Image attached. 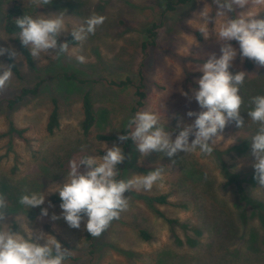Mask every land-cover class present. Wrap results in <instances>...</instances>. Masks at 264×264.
Returning a JSON list of instances; mask_svg holds the SVG:
<instances>
[{
    "label": "rangeland",
    "instance_id": "1",
    "mask_svg": "<svg viewBox=\"0 0 264 264\" xmlns=\"http://www.w3.org/2000/svg\"><path fill=\"white\" fill-rule=\"evenodd\" d=\"M12 1L20 5L23 15L64 13L66 29L59 37L61 43L93 13L106 17L82 46L76 41L59 58L54 53L42 54L33 58L34 69L26 65L21 55L18 61L13 59L18 75L13 73L6 89L0 92V193L8 202L5 222L13 231L23 232L28 227L54 236L72 252V259L65 264H264V227L258 215L239 208L242 205L234 185L225 184L214 156L202 155L199 149L180 152L173 158L158 152L142 156L134 144L128 158L117 165L118 179L147 174L161 166L163 179L150 191L134 189L125 193L129 198L127 210L99 237L87 238L86 217L80 229L70 228L62 216L51 219L53 214L60 216L62 212L55 190L65 182L69 162L83 155L102 156L113 144L121 147V143L97 142L93 137L100 133L118 135L135 115L131 112L136 102L134 87L118 89L106 81L129 78L138 84L141 79L146 99L138 111L157 112L161 123L173 130V139L185 125L194 122L195 117L187 113L201 111L193 98V91L198 89L196 81L202 76L197 69L209 54L215 53L217 58L221 55L215 36L217 26L210 23L212 34L205 38L199 31L202 20L197 17L204 7L212 9L210 15L214 17V0H189L176 5L173 11L165 10V4L177 0H51L42 7L33 0H0V47L19 53L18 35L8 36L2 29L3 14ZM239 11L229 15L235 16ZM248 11H260L255 18L264 19V8ZM152 25H157L156 35L149 39L147 30ZM230 43L238 54L229 71L249 74L240 95L247 94L244 100H251L255 91L264 89V67L248 58L241 61L238 42ZM77 55H84L86 62L79 63ZM8 58L7 52L0 55V64L7 66ZM64 76H73L76 81ZM37 85L35 96L8 109L7 100L21 89ZM86 92L96 117L88 139L80 129L81 98ZM53 99L59 107V127L48 136L45 125ZM11 123L16 129L25 130L22 139L8 134ZM242 128L254 135L258 126ZM242 128L227 124L213 149L225 152L239 145ZM232 137H236L233 144L229 140ZM191 139L194 137H190V142ZM81 146H85L83 151ZM222 162L233 174L250 178L255 173L252 150L243 156L223 155ZM26 190L47 193L45 203L30 208L21 205L19 198ZM260 191H264V186ZM162 195L168 204L154 207L172 223L156 216L148 202V198ZM41 208H47L48 216H41ZM139 230L150 238L143 240Z\"/></svg>",
    "mask_w": 264,
    "mask_h": 264
},
{
    "label": "clouds",
    "instance_id": "2",
    "mask_svg": "<svg viewBox=\"0 0 264 264\" xmlns=\"http://www.w3.org/2000/svg\"><path fill=\"white\" fill-rule=\"evenodd\" d=\"M51 0H33L39 7L50 4ZM216 7L214 17L212 9L204 7L197 17L199 31L203 37L210 34L209 24L216 25L215 36L220 43L219 58L215 53L208 55L198 71L202 76L196 81L198 89L193 91V98L201 111H189V117H195L192 124L185 125L172 138L173 130L161 123L160 115L150 109L137 111L128 121L129 134L118 136L119 141L131 140L137 151L146 156L151 152L162 153L173 158L178 153H192L199 149L205 156H211L212 145L226 125L235 122L237 128L244 127L241 106L244 103L240 89L247 76L245 71L234 74L229 71L237 57V49L230 41L239 44L241 61L244 58L255 61L264 67V19H257L260 11H248L249 8H264V0H214ZM240 11L235 16L230 13ZM106 20L103 15L93 13L82 24L70 32L73 40L83 43L89 35H94L97 28ZM20 30L18 38L33 58L42 54H55L56 58L69 51V44L59 43L58 37L65 33V14L23 15L14 20ZM8 53L9 57L18 61L20 54L14 49L0 47V55ZM79 63L86 62L84 55H77ZM13 77V65L0 64V92H3ZM181 94L187 96L186 92ZM252 107L247 112L251 121L258 126L251 138L252 155L255 157L253 167L254 179L264 186V95H256L250 101ZM177 127H180L178 124ZM190 137H194L191 139ZM231 144L236 137L229 139ZM85 146H81L83 151ZM106 148V145H104ZM126 159L123 149L116 144L106 148L102 156L83 155L69 162V172L65 182L58 185L62 212L60 216L53 214L52 220L61 216L70 228L80 229L85 217L86 231L92 237H99L108 229L113 220L127 210L129 198L125 193L132 190L150 191L154 184L163 179V166L157 167L147 174H134L129 179H118L117 165ZM175 163V161H173ZM83 166V169H82ZM53 191V192H55ZM47 193L41 191H25L19 203L26 208L41 206L45 203ZM52 205L49 204V207ZM8 202L0 193V264H65L72 255L71 250L62 247L52 235L43 231H33L26 227L25 231H13L8 218ZM41 216H48L47 208H41ZM43 240L41 245L38 241Z\"/></svg>",
    "mask_w": 264,
    "mask_h": 264
},
{
    "label": "trees",
    "instance_id": "3",
    "mask_svg": "<svg viewBox=\"0 0 264 264\" xmlns=\"http://www.w3.org/2000/svg\"><path fill=\"white\" fill-rule=\"evenodd\" d=\"M189 0H177L174 3H166L165 4V10L173 11L174 7L176 5H181L184 3H187ZM23 16V10L21 9L20 5L16 1H12L11 5L7 7L3 14L2 19V29L4 33L8 36H16L19 33V29L15 25V19L20 18ZM157 29V25H152L150 29L147 30L148 38L152 39L155 37V30ZM195 35L200 39V35L195 32ZM71 45H75L76 41L73 40V37L71 35L68 36V38L65 40ZM64 42V43H65ZM61 43L60 38L58 37V44ZM150 45H153L151 42ZM18 51L20 55L23 57L26 65L34 69V59L30 55L29 50L21 45V42L17 44ZM146 48V44H143V49ZM8 65H13V73L18 75V69L16 66V63L13 59L8 58L7 59ZM67 80L76 81L73 76H64ZM106 83L109 86L115 87V88H124L126 86H133L134 87V96L136 98L135 106L131 109V112L135 114L139 109L144 107L145 99H146V93L144 92V86L142 84V81L140 79L138 84H133L132 81L129 78H125L124 80L115 82V81H106ZM39 85L36 87L29 89V88H23L20 90V92L17 95H14L11 99L7 100V107L10 110H13L15 106L19 105L24 98L28 96H35L37 93ZM256 95H262L264 94V89L261 91H255ZM248 96L247 94L242 95L244 103L241 106V116L244 119L245 127H252L254 124L251 121V119L248 117L247 112L251 110V103L248 98L244 100V97ZM81 111H82V120L80 124L81 134L85 139H88L91 137V131L92 128L96 124V117L93 111V105L91 101V97L88 92L84 93V95L81 98ZM234 121L228 123L230 127L234 125ZM257 126V125H256ZM59 127V107L57 105V101L55 99L51 100V109L47 117L46 125H45V132L48 136L54 135L55 131ZM130 129L128 127L123 128L119 131V134H96L94 135L93 139L97 142H104V143H121V148L123 149L126 159L128 158L129 150L132 149L134 142L131 140H125V141H119L118 136L126 135L130 133ZM242 135L241 141L239 145H234L232 147L227 148L225 152L219 151L217 148H214V151L212 155L214 156L216 163L222 168L221 175L225 181V184L234 185V188L237 191L238 194V202L241 203L242 207L239 206V208H242V210L245 212V208L250 210L252 212V215H258L260 223H262L264 227V191H260L261 185L259 184L258 180L254 179L255 173H253L250 178L248 176H242L233 174L226 165L222 162V156L223 155H230L235 154L237 156H243L247 153H249L251 149V138L253 134H249L246 129L242 128L241 130ZM25 133V130L16 129L13 124H10L8 134L9 135H16L18 138L22 139L23 135ZM104 155V154H102ZM125 159V160H126ZM124 160V161H125ZM248 177V179H247ZM259 193V194H258ZM148 202L150 203L153 212L156 216L162 218L167 223H172L173 221L167 219L164 214L158 210L154 205H167L168 200L167 197L162 196H153L148 198ZM243 217V214H242ZM138 235L143 240H148L150 236L142 230H139ZM91 235L87 232V238L90 239ZM72 257H68L66 261L71 260Z\"/></svg>",
    "mask_w": 264,
    "mask_h": 264
}]
</instances>
